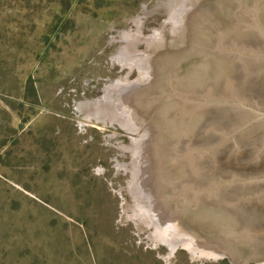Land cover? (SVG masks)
<instances>
[{"label":"water","instance_id":"obj_1","mask_svg":"<svg viewBox=\"0 0 264 264\" xmlns=\"http://www.w3.org/2000/svg\"><path fill=\"white\" fill-rule=\"evenodd\" d=\"M142 25L113 37L125 74L77 110L137 136L113 144L133 154L125 215L146 244L264 264V0H169Z\"/></svg>","mask_w":264,"mask_h":264},{"label":"rangeland","instance_id":"obj_2","mask_svg":"<svg viewBox=\"0 0 264 264\" xmlns=\"http://www.w3.org/2000/svg\"><path fill=\"white\" fill-rule=\"evenodd\" d=\"M168 3L0 0V264H110L101 257L114 244L128 251L131 242L160 248L148 252L153 264L156 257L163 264H230L142 241L125 215L128 179L116 170L133 154L113 146L137 136L77 111L125 74L114 59L115 34L140 16L142 35L152 33ZM60 14L68 25L44 50L42 37ZM135 77L132 69L127 80ZM81 215L91 220L90 236Z\"/></svg>","mask_w":264,"mask_h":264},{"label":"trees","instance_id":"obj_3","mask_svg":"<svg viewBox=\"0 0 264 264\" xmlns=\"http://www.w3.org/2000/svg\"><path fill=\"white\" fill-rule=\"evenodd\" d=\"M74 1L78 2L79 0H74ZM66 14L68 15L69 12H66ZM66 14H60L59 16H57L55 18L51 28H50V32L42 37V43H44V50H46L47 47L52 43V41L54 40V38H56L58 33L62 29L67 27L69 19H68ZM44 55L45 54L43 53L42 56H44ZM25 89L31 90V91L35 90L34 87L29 84V82L25 83ZM36 100H37V98H36ZM6 102L9 104V107L11 109H14L11 101L6 100ZM86 133H87V131H85L83 134H86ZM78 220L87 229V232L90 236L91 235V233H90V227H91L90 218L87 217L86 215H81V217ZM127 247H128V251H125V249L123 247H121L120 245L114 244V247H113L111 253L108 255V257L107 258L101 257V260L104 262L110 260V264H153L150 261L149 255H148L149 250L150 251H153V250L143 249L141 246L133 244L132 242H131V244L128 243ZM157 250L159 251L160 248H158ZM153 252H156V250ZM111 254H113L115 256V259H110ZM94 257H97V255L95 253H94ZM175 257H176V253H175ZM143 258H148L150 263H147ZM92 263H94L93 262V256H92ZM154 264H163V262L160 259H158V257H156V263H154ZM173 264H177V258H175V261L173 262Z\"/></svg>","mask_w":264,"mask_h":264},{"label":"bare ground","instance_id":"obj_4","mask_svg":"<svg viewBox=\"0 0 264 264\" xmlns=\"http://www.w3.org/2000/svg\"><path fill=\"white\" fill-rule=\"evenodd\" d=\"M127 81H129V80H127ZM153 248L155 249L156 247L154 246ZM157 249H158V247H157ZM157 249H155V250H157Z\"/></svg>","mask_w":264,"mask_h":264}]
</instances>
